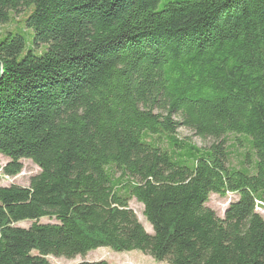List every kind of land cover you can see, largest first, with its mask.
Returning a JSON list of instances; mask_svg holds the SVG:
<instances>
[{"label": "trees", "instance_id": "trees-1", "mask_svg": "<svg viewBox=\"0 0 264 264\" xmlns=\"http://www.w3.org/2000/svg\"><path fill=\"white\" fill-rule=\"evenodd\" d=\"M0 61V184L40 169L0 185V264H264V0H0Z\"/></svg>", "mask_w": 264, "mask_h": 264}, {"label": "rangeland", "instance_id": "rangeland-1", "mask_svg": "<svg viewBox=\"0 0 264 264\" xmlns=\"http://www.w3.org/2000/svg\"><path fill=\"white\" fill-rule=\"evenodd\" d=\"M21 16L17 17L16 20H20ZM19 24H14L12 26H4V29H14ZM178 136L180 138H189L193 143H195L198 147L208 148L214 142L212 139L202 140L199 137L194 136V134L186 129H180L178 131ZM229 152L231 153L230 164L233 166H238L240 163H243L244 155L247 152V148L244 144L241 145L234 139V136H229L227 139V144ZM254 159L252 155H250L249 160ZM8 163L7 159L0 157V164L6 165ZM23 172L16 177L4 178L1 182V186H11L18 185L21 187H28L30 185V179L33 176H36L40 173V169L31 161L23 160ZM251 164H247V167L250 168ZM236 200V196L227 195L226 197H220L218 195L212 194L209 197V201L207 202V207L216 212V214L223 218L226 209L229 204ZM130 208L135 212L139 221L143 224L146 231L150 234L153 233L151 226L147 223L146 219L143 215V206L133 200L130 203ZM260 215L264 217V210L259 212ZM43 223H48V220H43ZM20 227L29 228L31 223H22L19 225ZM100 260H107L114 264H168L167 262L158 263L151 256L145 255L140 251L133 252H115L110 248H100L94 251L89 252L86 256H78L75 259H64V258H54L50 257L49 261L51 264H81L82 262H97Z\"/></svg>", "mask_w": 264, "mask_h": 264}, {"label": "water", "instance_id": "water-1", "mask_svg": "<svg viewBox=\"0 0 264 264\" xmlns=\"http://www.w3.org/2000/svg\"><path fill=\"white\" fill-rule=\"evenodd\" d=\"M3 75H4L3 65L2 62L0 61V80L3 78Z\"/></svg>", "mask_w": 264, "mask_h": 264}, {"label": "built area", "instance_id": "built-area-1", "mask_svg": "<svg viewBox=\"0 0 264 264\" xmlns=\"http://www.w3.org/2000/svg\"><path fill=\"white\" fill-rule=\"evenodd\" d=\"M256 211H257V212L262 211L261 207H258V208L256 209Z\"/></svg>", "mask_w": 264, "mask_h": 264}]
</instances>
